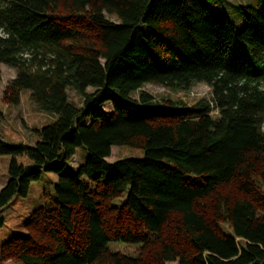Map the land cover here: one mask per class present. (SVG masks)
Instances as JSON below:
<instances>
[{
  "label": "trees",
  "instance_id": "1",
  "mask_svg": "<svg viewBox=\"0 0 264 264\" xmlns=\"http://www.w3.org/2000/svg\"><path fill=\"white\" fill-rule=\"evenodd\" d=\"M1 64L15 70L4 100L28 90L55 120L32 145L0 135L11 156L0 227L14 196L42 171L58 174L1 242L4 259L264 264V0H0ZM197 83L211 100L154 101L141 89ZM79 146L87 155L69 170ZM112 146L143 156L107 161Z\"/></svg>",
  "mask_w": 264,
  "mask_h": 264
},
{
  "label": "rangeland",
  "instance_id": "2",
  "mask_svg": "<svg viewBox=\"0 0 264 264\" xmlns=\"http://www.w3.org/2000/svg\"><path fill=\"white\" fill-rule=\"evenodd\" d=\"M233 3L243 2V0H228ZM113 19V18H112ZM0 109L2 117L0 119V135L8 143L32 145L37 139L34 130L49 124L55 120V115L44 112L37 108L30 99L29 91L23 90L20 93L18 104L7 103L4 98V90L9 80L15 76V70L4 64L0 65ZM142 90L152 95L154 101L162 98L178 99L191 105L198 100H211V88L204 83L194 84L189 90L173 91L160 85L145 84ZM138 94V91L135 95ZM71 101L79 104V97L71 90L68 91ZM212 116H216L217 111L213 110ZM86 150L83 146L76 148L75 154L67 162V169H73L82 163L86 157ZM141 149L127 146H112L107 161H115L125 157H142ZM17 162L27 164L29 160L26 156H17ZM11 156L0 155V188L8 179V166ZM57 173L42 171L40 176L30 183L26 196H14L2 209L1 215L4 223L0 227V247L1 242L10 237L16 231H23V222L32 209L46 198L48 193L53 192L54 183L57 180ZM221 229L231 232L225 223L219 224ZM110 247L114 250L127 254H136L139 250L137 245H128L121 242H111ZM0 264H19L12 259H4L0 249Z\"/></svg>",
  "mask_w": 264,
  "mask_h": 264
}]
</instances>
